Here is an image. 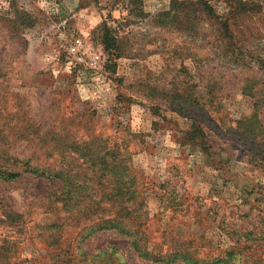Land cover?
Here are the masks:
<instances>
[{
	"label": "rangeland",
	"instance_id": "rangeland-1",
	"mask_svg": "<svg viewBox=\"0 0 264 264\" xmlns=\"http://www.w3.org/2000/svg\"><path fill=\"white\" fill-rule=\"evenodd\" d=\"M0 143L89 184L119 148L128 224L96 225L118 206L90 187L0 180V264H264V0H0Z\"/></svg>",
	"mask_w": 264,
	"mask_h": 264
},
{
	"label": "trees",
	"instance_id": "trees-1",
	"mask_svg": "<svg viewBox=\"0 0 264 264\" xmlns=\"http://www.w3.org/2000/svg\"><path fill=\"white\" fill-rule=\"evenodd\" d=\"M133 1L134 0H132V2ZM204 5L206 6L208 4L205 3L203 4V6ZM199 6L203 8V10L205 9L209 10L208 8L204 9V7H202L201 5ZM101 42L103 44L104 51L110 52V54L116 57L120 56L121 47H120L119 39L115 35H113L111 33V30L107 28L106 26L103 27ZM1 144L2 143H0V145ZM76 150L78 151V149ZM120 152L122 151L119 148L105 147L104 154L100 155L99 158L98 157L95 158V159H100V162L98 161L99 162L98 164H103V165L100 166V168H98L99 173L97 174V177L93 179L92 181H90V184H89L88 183L89 177L87 175H85V177L82 180L77 177L79 182H74L76 180H74L73 177L71 176V173H72L70 171L71 166H68V165L62 166L63 165L62 163L61 164L58 163L57 165L54 164L55 166L47 165L46 168L41 169L38 166H32L31 164H29L28 159L21 160L19 157L14 156L16 152L7 151L6 149H3L2 147H0V180L3 182H7L9 180H14L19 177H22L23 174L29 173L37 177H44L47 179L48 178L49 179L60 178L61 180H65L66 186L64 185V188L65 187L67 188V189L65 188L66 192L69 191L70 188H72L73 190H76L81 187L82 188L87 187V189H89L90 187V191L92 193L100 195L99 198H95V200L93 201H94V204L100 207L101 210L103 208L101 205L102 203L101 201H104V202L108 201L109 204H111L110 209L115 208L116 204L118 206V208L116 207L117 210H115L114 216H111L110 214H108V216L101 215L99 217L101 219V222H96L95 224L96 225H108V224L112 225L115 223L120 232L128 235V230H126L125 228V226H127L128 224L123 223L122 222L123 220L122 221L120 220L122 216H120L119 214L120 211L126 208L121 202L123 200L120 199L121 197H123V188L120 185V183L117 181L115 183L113 182V187H111V183L107 181V175L110 169H112L111 171H117L118 168H115L116 165H113V167H110L109 169L108 163H106L107 160H105V158H107V155H109V157L112 160L116 161L118 157H121ZM91 159H93V157L90 158V160ZM118 161H122V158L118 159ZM64 164H67V163H64ZM61 166L64 168L60 169ZM123 168L127 172V167H123ZM103 172L105 173L103 174L104 178L102 176ZM72 183H74V185ZM117 198H119L120 200L119 199L117 200ZM88 204L91 207L93 206L91 202H89ZM113 204L114 206H112ZM132 225L140 227V224H138V222H136L135 224V221L132 222ZM134 232H139V230L135 229ZM138 247L140 248V245ZM140 250L141 252L146 251V249H141V248ZM176 256L178 257V259H180V261H185L188 259L186 253H183V252L176 253Z\"/></svg>",
	"mask_w": 264,
	"mask_h": 264
},
{
	"label": "built area",
	"instance_id": "built-area-1",
	"mask_svg": "<svg viewBox=\"0 0 264 264\" xmlns=\"http://www.w3.org/2000/svg\"><path fill=\"white\" fill-rule=\"evenodd\" d=\"M92 62H93V63H96V59H95V58H93Z\"/></svg>",
	"mask_w": 264,
	"mask_h": 264
}]
</instances>
